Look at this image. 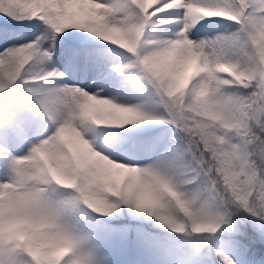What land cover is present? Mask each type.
<instances>
[{"label":"snow or ice","instance_id":"6c2138e0","mask_svg":"<svg viewBox=\"0 0 264 264\" xmlns=\"http://www.w3.org/2000/svg\"><path fill=\"white\" fill-rule=\"evenodd\" d=\"M116 10L0 0V264H264V0H127L121 19ZM214 17L239 27L198 40ZM81 33L128 62L109 72ZM54 58L101 88L150 89L160 111L65 80ZM144 122L170 129L126 127ZM89 125L104 126L105 147L85 138ZM122 208L140 223L99 219ZM147 217L188 239L153 235Z\"/></svg>","mask_w":264,"mask_h":264},{"label":"rangeland","instance_id":"374dc122","mask_svg":"<svg viewBox=\"0 0 264 264\" xmlns=\"http://www.w3.org/2000/svg\"><path fill=\"white\" fill-rule=\"evenodd\" d=\"M101 3L109 4L117 8V10L114 12V18L115 19H121L124 15V13L119 10L120 6H123L127 0H100ZM213 23L206 25L202 30H201V35L197 37L198 40H205V41H211L214 40L217 37H226L231 33H234L237 28L239 27L236 23L229 21L227 19H222L219 17H214L212 18ZM37 28L42 29L43 25L41 22L37 21L36 22ZM68 31H76L79 32V30L73 29V30H68ZM149 31H152L149 29ZM31 35H38L39 32L36 29H33L30 33ZM147 35V32H146ZM90 37V38H89ZM81 40L85 41L89 45L100 49L103 51V56L107 61V70L109 72H112V69L114 65L118 64H125L129 60V54L124 52L123 50H120L116 46L110 45L107 42L99 41L97 38L92 37L91 35H87L86 33H81L80 34ZM57 43H61L59 41V38H57ZM50 67H55L60 71H65V68L68 69V72L65 73V80L68 79L69 73L72 74V83L78 84L79 87L84 88L85 90H88L90 92L96 91L99 95L104 96L105 92L108 93V98L114 99L117 103H125L126 105H134V103H142L143 105H147V107L150 108L152 112H159L160 109L157 107L155 104V100L157 99L154 95L151 94L150 89H145L142 92H134L131 90L129 87H124L119 90L116 89H110L107 87L101 88L100 85H98L92 78L85 77L82 73H73L71 65H69L66 61L64 63V67H61V64L57 63L55 61V58L50 64ZM113 77L116 80H125L127 74H119V73H112ZM129 84L131 83H139L138 81L133 82V81H128ZM47 87V83L44 85ZM138 95L141 96V99H134L131 97V95ZM131 97V98H130ZM147 103H145V102ZM142 105V106H143ZM153 108V109H152ZM155 108V109H154ZM46 119V118H45ZM155 122H144L143 126L141 125H136V126H126V127H136L140 128L143 127V135L148 136V135H153L161 130L165 129H170V126L168 125H163L161 127H154ZM104 126H94V125H89L87 128L84 130V136L86 139L90 140V143L93 145L94 148H103L107 144V139H101V137L98 135L100 129H102ZM37 140L34 138L32 140V143H36ZM29 145H25L21 149V153L26 152L28 149ZM3 179L2 174H0V180ZM64 190L57 188V193H63ZM53 198H56L55 194ZM121 211L126 213L124 216H120L118 220H113L111 217L105 218V217H99L101 220H106L108 223L112 224L114 227L120 226L122 224H127V223H140L133 221L131 219L130 215H127L129 213V209L127 208H122ZM87 212L86 209L81 206V211L80 215L83 216ZM114 215H119V213H116ZM72 223L73 221L70 219L69 221ZM147 230L150 231L153 235L160 236L164 239H168L171 241H182L185 239H188V237L183 236L181 234H177L171 231H161L154 226H148L145 225ZM194 238V237H193ZM225 254H228L227 251Z\"/></svg>","mask_w":264,"mask_h":264},{"label":"trees","instance_id":"16d2710c","mask_svg":"<svg viewBox=\"0 0 264 264\" xmlns=\"http://www.w3.org/2000/svg\"><path fill=\"white\" fill-rule=\"evenodd\" d=\"M133 221H136V220H133ZM136 222H140V221H136ZM144 223H145V225H148V226H154L155 228H157V229H159L161 231H169L166 227H164L163 225L159 224L157 221H155L151 217H147L145 219Z\"/></svg>","mask_w":264,"mask_h":264},{"label":"bare ground","instance_id":"6f19581e","mask_svg":"<svg viewBox=\"0 0 264 264\" xmlns=\"http://www.w3.org/2000/svg\"><path fill=\"white\" fill-rule=\"evenodd\" d=\"M86 34H87V33H86ZM87 35H88V34H87ZM89 35H91V34H89ZM89 38H90V37H89ZM131 97H133L134 99H137V98H138V99H141V98H142L141 96L134 95V94H132ZM131 97H130V98H131ZM144 102H145V101H144ZM145 103H147V102H145ZM123 104H125V103H123ZM131 105H132V104H131ZM135 105H140V106H142L143 104H142V103H137V102H136V103H134L133 106H135ZM142 107H143V109H144L145 111L152 112V111L150 110V108L147 107V105L144 104ZM152 109H153V108H152ZM154 109H155V108H154Z\"/></svg>","mask_w":264,"mask_h":264}]
</instances>
